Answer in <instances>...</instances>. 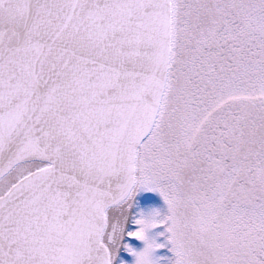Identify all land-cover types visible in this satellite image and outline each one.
Returning a JSON list of instances; mask_svg holds the SVG:
<instances>
[{"label": "snow or ice", "instance_id": "snow-or-ice-1", "mask_svg": "<svg viewBox=\"0 0 264 264\" xmlns=\"http://www.w3.org/2000/svg\"><path fill=\"white\" fill-rule=\"evenodd\" d=\"M0 264H264V0H0Z\"/></svg>", "mask_w": 264, "mask_h": 264}]
</instances>
